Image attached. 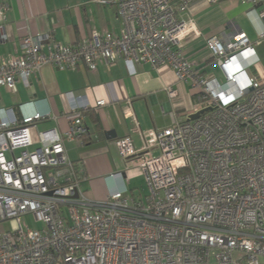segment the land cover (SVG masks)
<instances>
[{"label":"built area","instance_id":"2783aa9c","mask_svg":"<svg viewBox=\"0 0 264 264\" xmlns=\"http://www.w3.org/2000/svg\"><path fill=\"white\" fill-rule=\"evenodd\" d=\"M94 1L116 7L120 34L92 30L88 40L74 44L24 34L21 53L0 62V86L29 87L30 76L47 64L95 71L99 63L110 69L122 59L129 68L144 63L171 69L196 98L194 113L209 109L196 119L141 131L140 150L130 136L117 138L119 156L138 160L146 193L134 197L125 187L92 200L81 188L87 177L64 144L83 145L88 131L74 94H65L64 133L36 130L38 121L58 118L47 100L19 104L11 118L0 119V222H17L16 229L0 235V264H261L264 81L247 73L257 62L250 38L238 32L225 41L207 39L219 78L204 74L181 53L182 38L199 33L187 11L190 0ZM6 8L0 1L1 21ZM263 36L264 30L259 39ZM166 91L176 97L175 89ZM42 102L45 110L34 108ZM26 215L42 227H30Z\"/></svg>","mask_w":264,"mask_h":264},{"label":"crops","instance_id":"0c3cea01","mask_svg":"<svg viewBox=\"0 0 264 264\" xmlns=\"http://www.w3.org/2000/svg\"><path fill=\"white\" fill-rule=\"evenodd\" d=\"M0 1L7 4L5 20H0V62L21 53L20 39L27 33L48 34L56 42L74 44L88 40L92 30L120 34L122 29L116 7L94 0ZM187 11L199 33L189 32L182 38L181 53L185 59L204 74H215L207 39L215 36L225 41L244 32L257 59L247 73L264 81V36L259 39L264 30V0H190ZM167 87L176 90L174 99L168 96ZM69 91L79 107L87 111L86 142L79 145L64 141L68 157L82 167L87 177L81 188L92 200H104L111 191L125 187L134 197H142L146 186L143 195L135 191L134 180L141 177L144 181L137 168L138 160L122 159L115 140L128 135L135 149L140 150L144 146L141 131L162 129L173 120H186L196 110V98L191 95L189 85L178 83L171 69H154L144 63L129 68L122 59L110 69L99 63L95 71L83 65L60 70L47 64L30 76L29 87L21 82L16 83L14 91L0 86V108L9 110L0 112V119L11 118V110L19 104L45 99L58 118L38 121L36 130L56 128L64 133L69 126V102L65 96ZM100 99L106 103L97 106ZM34 108L45 110L47 105L42 102ZM31 109V105L25 108ZM36 130H31L33 147L38 146ZM115 172H122V177H110Z\"/></svg>","mask_w":264,"mask_h":264},{"label":"rangeland","instance_id":"374dc122","mask_svg":"<svg viewBox=\"0 0 264 264\" xmlns=\"http://www.w3.org/2000/svg\"><path fill=\"white\" fill-rule=\"evenodd\" d=\"M214 72H215L216 76L220 78V74L216 68L214 69ZM134 181L137 183V190H135L136 194L144 193L143 191L145 189V184H144L143 179L141 177H137ZM24 220L27 222V224L30 227L41 228L43 225L39 221L38 222L34 221V218L31 215H26L24 217ZM16 227H17V222L15 219H7L4 221H1L0 222V235L5 233V232H8V231H13L14 229H16Z\"/></svg>","mask_w":264,"mask_h":264},{"label":"water","instance_id":"95a60500","mask_svg":"<svg viewBox=\"0 0 264 264\" xmlns=\"http://www.w3.org/2000/svg\"><path fill=\"white\" fill-rule=\"evenodd\" d=\"M209 108H204V109H201V110H199V111H197V112H195V113H192V114H190L189 116H188V120H192V119H196V118H198L199 116H200V114H202L203 112H205V111H207ZM110 133H113V132H107V135H109Z\"/></svg>","mask_w":264,"mask_h":264},{"label":"trees","instance_id":"16d2710c","mask_svg":"<svg viewBox=\"0 0 264 264\" xmlns=\"http://www.w3.org/2000/svg\"><path fill=\"white\" fill-rule=\"evenodd\" d=\"M87 111H85V113H86ZM88 136V131H87V133L85 134V136H84V142H86V137Z\"/></svg>","mask_w":264,"mask_h":264}]
</instances>
